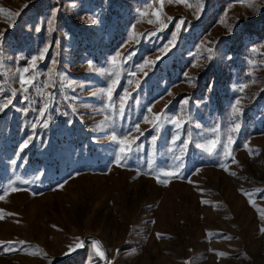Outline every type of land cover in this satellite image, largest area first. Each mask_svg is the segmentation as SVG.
Wrapping results in <instances>:
<instances>
[{
	"label": "rangeland",
	"instance_id": "obj_1",
	"mask_svg": "<svg viewBox=\"0 0 264 264\" xmlns=\"http://www.w3.org/2000/svg\"><path fill=\"white\" fill-rule=\"evenodd\" d=\"M0 33V264H264L262 0H0ZM106 69L113 100L129 94L115 125L92 95L113 86ZM113 130L139 137V159L114 162ZM229 136L237 163L193 143Z\"/></svg>",
	"mask_w": 264,
	"mask_h": 264
},
{
	"label": "snow or ice",
	"instance_id": "obj_2",
	"mask_svg": "<svg viewBox=\"0 0 264 264\" xmlns=\"http://www.w3.org/2000/svg\"><path fill=\"white\" fill-rule=\"evenodd\" d=\"M177 2L178 3H186L187 0H177ZM241 2H243V0H241ZM262 2H264V0H262ZM158 3L162 7L164 5V3H165V0H158ZM56 12H57V10H55V9L52 11L50 18L46 21V23L48 25L52 24L53 20L56 17ZM141 14H145V13L141 12ZM156 15H157V19H159V13L158 12L156 13ZM149 22L151 23V21H149ZM183 22L184 21L181 19L180 22L177 24V29H179L180 24H182ZM91 23L92 24H96V23H98V20L91 19ZM37 30H39V29H37ZM2 39H3V33H0V41H2ZM175 39H176V36H175V34H173L172 39L170 40L169 43L173 44L175 42ZM167 50H168L167 47H165V49H162V51H165V52ZM207 51L211 54L213 52V49L208 48ZM45 52H47V48H45L43 51H41L38 55L33 56L31 58V67H32V69H35L37 67V61L38 60H43L44 59V53ZM120 55H121V53L117 52L114 57L110 58V63L115 64L116 60H117V57H119ZM130 56H131V54H129V56L127 58L130 59ZM210 58H211V56L207 57L206 59H210ZM227 58L231 59V57H227ZM150 63H155V62L154 61H145V64L140 66V70L143 71L144 67L147 64H150ZM53 64H55V60H53ZM193 66H195V65H193ZM23 71L25 73H27V72H29V68H24ZM49 71H51V69ZM104 74L107 75L110 78H112L114 76L116 77V79H112L111 80V84L113 86L112 87H108V88H100V89H98V91L93 92L92 95L96 96L98 94H104V93L107 94V101L109 102L108 105H107V107L109 109V114H108L107 119L110 121L111 125H115L117 120L123 119L125 117V115H126L124 100L129 94L127 93V91H125V95L124 96H120V97L117 98L118 101H119L118 103H117L116 100H113L114 85H115V83L117 82V80L119 78V72L116 69H112V70H107L106 69V70H104ZM145 75H147V73H145ZM185 75L187 76V73H185ZM17 82L21 85L22 91L25 92V93L28 92L29 86H34V82H33L32 79H24L23 77H20ZM52 86H55V85L53 84ZM212 87H213V85H211V84L208 86V91L209 92L211 91ZM49 96L52 97V94L50 93ZM24 99L27 100L28 97L25 96ZM52 99L54 101V97H52ZM10 103H11V99H7L3 103H0V113H2L4 111V109H6L8 107V105ZM184 103L187 104V100H185ZM235 104L236 105L240 104V99L239 98L235 101ZM47 108H48V105L44 104L42 108L37 109L38 116L45 119V123L42 124L41 127H47V122H46L47 118L45 116V110ZM21 111H26V109H22ZM151 111H152V109L149 108L148 112H151ZM240 111H241V109L233 106V108H232L233 116L238 115L240 113ZM160 115H163V113L157 115V120L160 119ZM144 120H145V122L151 123V121L148 120L147 116L144 117ZM169 122L175 124L177 128L180 127V123H179L178 119L169 118ZM32 127L33 128L36 127L35 122L32 124ZM134 127H135L137 132H140V135H143V132L140 131L139 124L134 125ZM153 127L155 128L156 125L153 124ZM219 127H220L219 124H217V125H215L213 127V129H211V131L215 132V131H217V129ZM229 127H230L231 131H238L240 129V124L239 123H234V126L230 125ZM102 130H106V129H102ZM128 135H129V133H121V134L118 135L116 133V131L113 130L111 132V135L106 137L110 142H112L113 144H115L117 146V152H116V154H114L113 160H114L115 163H117L118 165H121V166L126 164L127 160L133 158V156H135L137 159H139V156L137 154L140 152V144L136 143V140H138L139 137H135L132 140H129V139H127ZM31 139H32L31 136L26 137L21 142V144L18 146L17 152H23L24 149L28 148ZM155 139H156V137H153V141H155ZM173 143H175V141H173ZM193 143H195V146L198 149H202V150L206 151L207 154L210 155V156L215 155V157L217 159H220L222 157H231L232 162L233 163H237V161L235 160V157L233 156V152H232V148H231V145L234 143V141L231 139L230 136L227 137V143L221 145L220 149L218 151H217V145L220 144V142L218 140H212L210 147H207L206 143H196L195 141H193ZM133 145H135V147H133ZM174 158L178 161L177 167L178 168H182L184 166L183 159L181 157H179V156H175ZM220 166L223 167V164H221ZM225 170H227V169H225ZM231 174L232 175H236L235 172H232ZM164 175L172 177V176H176L178 174L174 173L172 171H165ZM34 182H35V177H33V179L31 181L26 179V178L23 180V183L25 185H27L29 183H34ZM158 182L165 183L166 181H161V180L158 179ZM189 183H191V181H189ZM59 186L62 187L63 185H59ZM0 189H3V185H0ZM20 190H22L20 187H13L12 188V191H20ZM33 195H37V193L33 192ZM3 198H4L3 195H0V200H2ZM202 203L208 204L209 201L202 200ZM253 205L255 206L254 202H253ZM262 217H264V213H262ZM260 231L264 232V227H261ZM160 236H161V234L158 233L157 234V238H160ZM227 238L231 239V237H227ZM0 244H6L7 247H11L12 246V242H0ZM82 245H83V242H81V246ZM92 245H93V247L96 249V251L99 253V255L101 257L105 256V253L100 251V248H99L100 241L92 240ZM7 247L5 248V250H7ZM219 255L220 256H225L226 253L221 252V253H219Z\"/></svg>",
	"mask_w": 264,
	"mask_h": 264
}]
</instances>
